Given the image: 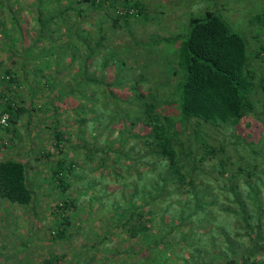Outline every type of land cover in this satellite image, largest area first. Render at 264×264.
<instances>
[{
    "label": "trees",
    "instance_id": "16d2710c",
    "mask_svg": "<svg viewBox=\"0 0 264 264\" xmlns=\"http://www.w3.org/2000/svg\"><path fill=\"white\" fill-rule=\"evenodd\" d=\"M8 1L0 0V46H10L6 55L14 62L5 65L0 58V111L8 119L0 125V147L20 142L17 124L36 110L31 102L34 90L57 87L60 66L71 71L73 64L76 71L75 82L62 93L56 90L45 104V110L51 111L47 149L34 147L31 160H0V200L33 209L39 194L28 169L38 167L46 174L43 180L60 193L48 206L51 219L45 228L57 244L49 241L53 248L26 264H62L69 251L58 244L71 242L83 227L73 225L75 217L89 229L75 249L74 264H107L120 257L118 264H264V60L257 62L264 55V14L259 0L253 1L260 9L250 10L256 9L255 15L246 14L252 28L247 40L229 27L220 12L206 7L190 14L175 57L167 61L174 65V78L150 84L146 92L140 84L150 80L148 75L127 76L130 69L148 68V64L138 62L137 54L126 62L133 53L121 37L133 32L132 19L138 23L142 17L149 18L139 0H23L34 17L20 16V6ZM3 17L16 35L3 29ZM29 19L33 27L28 26ZM34 43L51 48L47 49L49 63L52 58L56 72L47 71L49 63L43 70L31 66L25 54ZM152 47L149 53L159 52ZM119 52L129 54L124 59ZM66 55H70L68 61H64ZM166 86L170 98L160 99L159 89ZM16 89L29 91L28 103ZM67 92L77 94L74 112L83 124L77 132L78 146L70 143L71 135L61 125ZM96 92L109 97L108 115L105 123L97 116L91 121L100 125V134L116 131V143L106 136L102 144L96 143L97 137L87 145L84 104L91 102L93 107ZM123 116L127 120L123 128L114 126ZM32 122L31 117L26 119L23 129L27 131ZM256 129L257 141H248ZM3 130L7 137L2 140ZM226 130L233 140L229 152L230 139L219 141L216 134ZM70 144L83 155L80 166L91 167L97 160L91 169L98 170L100 180L91 179L89 197L85 187L81 193L70 190V174L79 166L65 151ZM106 251L105 256L95 257ZM16 254L11 251L3 260Z\"/></svg>",
    "mask_w": 264,
    "mask_h": 264
},
{
    "label": "rangeland",
    "instance_id": "374dc122",
    "mask_svg": "<svg viewBox=\"0 0 264 264\" xmlns=\"http://www.w3.org/2000/svg\"><path fill=\"white\" fill-rule=\"evenodd\" d=\"M22 3L24 5L25 10L28 11L30 17L35 14L30 11V8L27 7V5L24 4L23 0H10L9 3ZM26 3H29L30 0H25ZM66 0H63L62 2H65ZM121 1V0H119ZM135 1V0H131ZM142 4H144V8L146 12L149 15V18L145 20V18H140L138 20V23L136 22L137 19H132V30L133 32L128 34L123 33L125 35H122V39L124 42L130 45L129 53L132 52L133 55H128L126 62H131L130 57H134V54L139 55L140 59L138 58V62H145L148 64V68H143L142 66L140 68L136 67L137 70H129V75L127 77H135L138 75L137 72L144 73L145 75H148L150 78L147 82H142L140 84L141 91L146 92L147 87L150 84H153L155 82H165V81H172V78H174V74L172 73L174 65L171 64V61L167 62L169 59H173L175 56V49L178 46V42H181L183 40V33L187 26V19L190 14H199L200 12H203L206 7L210 10L220 12L221 15L225 18L226 22L229 24V27L240 34H242L246 38V33L248 31H252L251 27H248V17L249 15H246L248 13H251L252 15H255L256 9L250 11L255 6L260 9L262 6V10L260 13L264 14V3L262 5V2L264 0H259L258 3L260 4V7L255 4V1L253 0H238V2H235L234 5L232 4L231 0V7H228V2L224 0H139ZM246 1V3H245ZM251 3V6H250ZM254 5V6H253ZM53 6V5H52ZM46 8V7H45ZM236 8V10H234ZM15 9V8H14ZM44 13L48 12V9L43 10ZM25 13V12H24ZM55 11L53 8H50V14H54ZM47 16V15H45ZM264 16V15H263ZM34 17V15L32 16ZM93 22L95 18L91 19ZM28 26L33 27L34 24L31 23V20H27ZM88 28H93V26L87 24ZM64 27V26H63ZM61 29V33L64 32V28ZM45 32H47V29H44ZM256 31V29H255ZM40 31H38L39 33ZM33 33L29 32V37H31ZM178 36L179 41H173V37ZM132 38L134 40H132ZM166 39V40H165ZM158 40V41H157ZM247 40V38H246ZM162 41V42H160ZM42 42V41H41ZM123 42V43H124ZM148 43V45H146ZM155 46H153L152 44ZM146 46H145V45ZM151 44V45H149ZM46 45V43H44ZM153 46V47H152ZM10 47L7 46L6 49ZM44 46H39L38 44H33L31 47H29L28 51L25 54V58H30L31 60L28 61L31 63L32 67L38 68L39 70H43L47 68V65L49 63V55L47 49L51 50V48L47 47L43 48ZM150 47H152V50L159 51L155 54L153 52L147 51L150 50ZM146 48V49H145ZM252 50V49H251ZM247 51H248V58H249V49H248V42H247ZM120 53V56L125 59V56L129 53ZM146 57V59H142V57ZM153 56V57H152ZM6 58L8 56L6 55ZM35 58L36 60H33ZM70 58V55H66V58L64 61H68ZM249 60H253L252 58ZM260 60H264V55H259L257 62ZM34 61V62H33ZM50 61L53 62L52 58H50ZM64 61L62 62L64 64ZM77 61V60H76ZM49 63V66L47 68V71L52 72L57 69H55L54 63ZM128 62V63H129ZM46 65V66H45ZM62 66L58 67L60 70H58L59 74L56 78H58V86L54 87V89L50 88L49 90L47 88L34 90L35 95L32 97V105L36 107L35 111H32L33 114L31 116L24 115L21 120L18 121V124L20 126L19 134H20V142L18 144L20 145V156L24 160H31L30 158H33L34 156V147L39 148L42 146L45 147V150L47 149L48 143L46 142V138H49L51 133L49 131V125L51 124L49 115L51 114V111L49 108H46L45 110V104H47L48 101H51L52 98L55 96L56 90L60 89V92L62 93V89L67 90L69 85H72L75 82L74 71L75 69H72V66L70 67L71 71L69 70H61ZM264 71V67H262ZM39 78V77H37ZM44 79V78H42ZM77 80V79H76ZM41 83H43L42 80H40ZM87 88V86H86ZM24 91V90H23ZM170 87H165L164 89H159V95L160 99H163V97L166 95V100L170 98ZM16 93H20L22 97L27 98L28 100L26 103L29 102V91L28 92H22L19 89H16ZM86 93V92H85ZM63 107L65 110L61 112V125L65 129L67 133L71 135L70 143L77 145L80 143V140L77 138V132L78 128L82 127L83 124H79L78 117L76 116V113L74 112V108L78 104L76 99L74 97L77 96L76 93L73 92H67L63 94ZM97 97V102L94 103V106L92 107V103H85V109L83 111L84 117L87 119V124H84V137L87 141V145L92 143L95 138H99L96 143L98 145L101 141L104 142L105 137L109 136V139L112 143H116V131H112L110 135L107 134H100L101 127H97L95 125V122L93 123L91 120L94 119L95 116L99 118L98 121L101 123H105L106 121V115H108L107 111V102H109V97L106 95H102L101 93L96 92L95 95ZM95 97V98H96ZM83 99V98H82ZM261 102V101H260ZM91 104V106H90ZM261 104V103H259ZM123 105V104H122ZM61 110V109H60ZM94 110V111H93ZM120 115H123L122 113ZM31 117V120L33 121L30 126H28L27 131L23 129V124L25 123V120ZM122 119V120H121ZM121 119H118L115 121L114 126L117 125V128H123V123H126L127 120L123 116ZM36 122V123H35ZM257 123V122H256ZM136 131V130H133ZM238 131H241L240 129ZM108 131H106L107 133ZM137 132V131H136ZM259 130H254L251 135L247 138L248 141H257ZM216 134L219 136L218 139H223V142H226L227 139H230L227 142L226 151H231L232 146L230 145V142L233 141L230 137V131L226 130L222 132L221 136L219 134V131L216 132ZM241 135L244 137L246 136L244 131H241ZM262 135L264 136V128L262 130ZM7 137V136H6ZM29 137V139H28ZM134 139L130 142L133 143ZM213 143H219L216 140L213 141ZM70 144V148L67 151L68 158L73 157V161L76 163L78 168H75V170L70 174V190H78V193H81V190L85 187L87 190L86 197H89V191H91L90 187L92 185V180H100V176L98 175V170L94 169L92 171L91 167H94L97 164V160H94L91 163V167H83L80 166V164L83 163V155L78 151V148L76 149L72 148V145ZM25 155H22V153H25ZM53 151V150H52ZM55 151V149H54ZM64 149L62 150V152ZM152 161H156L157 159L155 157H151ZM151 159H148L151 161ZM124 164H128L127 162ZM43 170H45V167H42ZM40 168H36L35 170L28 169V171L31 173L30 180L33 186L34 191L39 194V196L36 199L35 207L31 210L28 208H23L20 210H12L9 215L12 223H9L11 221L8 220V224L3 225V227L0 229V264H26L28 261L32 259V261H36L40 259L43 255H46L49 251L50 247L53 248L54 244H57V242H53V240L50 238V235L46 233V227L49 226V222L51 217L49 216V208L48 206L54 205L53 201L56 197H59L60 193L56 190L55 186L47 181L43 180L44 175L41 174ZM158 171V170H157ZM98 175V176H97ZM80 177V178H78ZM99 178V179H98ZM92 179V180H91ZM130 180V178H128ZM87 186V187H86ZM26 209V210H25ZM35 215V216H34ZM14 216L17 217V219L14 218ZM48 216V218L46 217ZM79 217L74 218L73 225L80 224L83 225L82 229H79L77 234H73L71 237V242H66L65 240H62L61 243H59L58 247L63 248V250L69 251L68 255L65 257L64 262L62 264H74L75 261V249L76 247L85 240L86 234L88 232L87 226L84 225L85 222L82 220L80 221L78 219ZM7 222V221H6ZM93 226H98L97 221H93ZM31 235L32 239H26L28 236ZM23 246L17 247L20 243L24 242ZM53 242L54 244H49L48 242ZM60 242V241H59ZM17 249V250H16ZM11 251H13L14 254H16V258H10L8 257L6 260H3L4 255H10ZM16 251V252H15ZM20 251V252H18ZM74 251V252H71ZM108 251V250H107ZM106 252L103 253H96L95 257L105 256ZM122 261V258L118 259H110L107 264H118Z\"/></svg>",
    "mask_w": 264,
    "mask_h": 264
},
{
    "label": "crops",
    "instance_id": "0c3cea01",
    "mask_svg": "<svg viewBox=\"0 0 264 264\" xmlns=\"http://www.w3.org/2000/svg\"><path fill=\"white\" fill-rule=\"evenodd\" d=\"M17 5L16 6H20V10L17 12L20 14V16H24V15H29V13H27L28 11H24L25 8H24V5L21 3H16ZM16 10V9H14ZM25 12V13H24ZM16 13V14H17ZM30 16V15H29ZM5 17H3L4 19ZM3 21V20H2ZM3 29L7 30L8 33H10V36H14L16 35L15 34V30H14V26L13 25H10L9 23H7V19H4V27ZM12 39H14V37L11 38V43L14 42ZM3 47V48H2ZM6 48L4 46H0V58L3 59V63L5 65H10L12 66V60L8 58H6ZM4 133L3 135L1 134V139L3 140L5 137H6V132L3 130ZM7 135H10V132H7ZM20 153H21V150H20V145L18 143H16L15 141L13 142H7L6 144H2L1 147H0V160L1 159H9V158H12V159H20L22 160L21 158L22 157H19L20 156ZM26 153H22V155H25ZM20 210L21 208H19L16 204L15 205H11L10 203L4 201L3 199L0 200V229L3 227V225H6V223L9 221H11L10 219V215L9 213L12 211V210ZM15 219H17L16 216H14ZM7 221V222H6ZM13 221L9 222V223H12Z\"/></svg>",
    "mask_w": 264,
    "mask_h": 264
},
{
    "label": "built area",
    "instance_id": "2783aa9c",
    "mask_svg": "<svg viewBox=\"0 0 264 264\" xmlns=\"http://www.w3.org/2000/svg\"><path fill=\"white\" fill-rule=\"evenodd\" d=\"M8 121L7 114L0 111V125L6 124Z\"/></svg>",
    "mask_w": 264,
    "mask_h": 264
}]
</instances>
